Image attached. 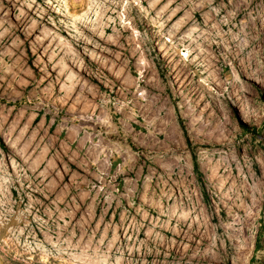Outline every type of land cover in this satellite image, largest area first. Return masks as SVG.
Segmentation results:
<instances>
[{"label":"rangeland","instance_id":"obj_1","mask_svg":"<svg viewBox=\"0 0 264 264\" xmlns=\"http://www.w3.org/2000/svg\"><path fill=\"white\" fill-rule=\"evenodd\" d=\"M0 264H264V0H0Z\"/></svg>","mask_w":264,"mask_h":264},{"label":"trees","instance_id":"obj_2","mask_svg":"<svg viewBox=\"0 0 264 264\" xmlns=\"http://www.w3.org/2000/svg\"><path fill=\"white\" fill-rule=\"evenodd\" d=\"M245 127V125H243Z\"/></svg>","mask_w":264,"mask_h":264}]
</instances>
